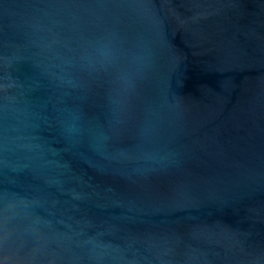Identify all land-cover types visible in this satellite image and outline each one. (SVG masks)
<instances>
[{
	"label": "water",
	"instance_id": "1",
	"mask_svg": "<svg viewBox=\"0 0 264 264\" xmlns=\"http://www.w3.org/2000/svg\"><path fill=\"white\" fill-rule=\"evenodd\" d=\"M0 264H264V0H0Z\"/></svg>",
	"mask_w": 264,
	"mask_h": 264
}]
</instances>
